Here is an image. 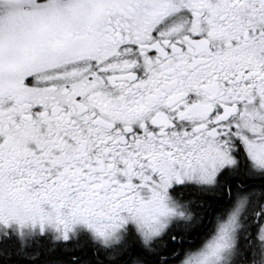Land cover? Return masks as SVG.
<instances>
[{
    "label": "snow or ice",
    "instance_id": "snow-or-ice-1",
    "mask_svg": "<svg viewBox=\"0 0 264 264\" xmlns=\"http://www.w3.org/2000/svg\"><path fill=\"white\" fill-rule=\"evenodd\" d=\"M0 264H264V0H0Z\"/></svg>",
    "mask_w": 264,
    "mask_h": 264
}]
</instances>
